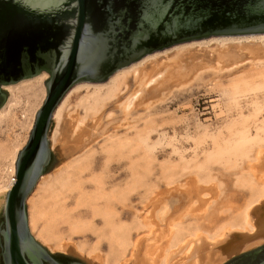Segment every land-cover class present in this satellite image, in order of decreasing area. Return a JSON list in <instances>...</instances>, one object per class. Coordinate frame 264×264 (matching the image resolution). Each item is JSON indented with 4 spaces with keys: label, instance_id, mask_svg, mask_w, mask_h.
<instances>
[{
    "label": "rangeland",
    "instance_id": "1",
    "mask_svg": "<svg viewBox=\"0 0 264 264\" xmlns=\"http://www.w3.org/2000/svg\"><path fill=\"white\" fill-rule=\"evenodd\" d=\"M141 65L160 75L124 108L137 86L132 69ZM48 77L42 71L3 85L0 190L27 143ZM48 140L51 160L26 198V214L30 234L54 259L122 264L155 223L169 249L199 233L212 243L228 229L242 231L246 211L264 197V32L172 44L103 82L76 83L53 113ZM255 165L263 167L252 175ZM65 243L66 252L59 249ZM214 250L208 245L212 254L198 264L214 263Z\"/></svg>",
    "mask_w": 264,
    "mask_h": 264
},
{
    "label": "water",
    "instance_id": "2",
    "mask_svg": "<svg viewBox=\"0 0 264 264\" xmlns=\"http://www.w3.org/2000/svg\"><path fill=\"white\" fill-rule=\"evenodd\" d=\"M3 3L29 14L27 25L36 24L44 42L54 41L41 55L49 74L43 81L46 97L18 154L16 180L6 192L0 214V260L1 264H60L30 234L26 198L51 160L48 131L65 93L79 82H103L116 69L172 44L262 33L264 0H0ZM5 57L0 81L14 68ZM38 73H25L7 84ZM2 93L0 107L7 96L5 90ZM248 254L257 261L264 248ZM245 255L227 264H243Z\"/></svg>",
    "mask_w": 264,
    "mask_h": 264
},
{
    "label": "bare ground",
    "instance_id": "3",
    "mask_svg": "<svg viewBox=\"0 0 264 264\" xmlns=\"http://www.w3.org/2000/svg\"><path fill=\"white\" fill-rule=\"evenodd\" d=\"M132 62H134V61H132ZM155 63H156V61H155ZM151 64L154 65L153 63H151ZM127 65H125V66H127ZM158 65L159 64H157L156 66H158ZM118 69H120V68H118ZM118 69H116V70H118ZM150 69L152 71L154 69V66L146 67L145 65H141L137 69H132V75L134 76L135 83H137V86H136V88L134 87L135 89L133 90L130 99H128L125 102V105H124L125 107L123 106L124 108L130 107V104H132L136 99H138L141 95H143L142 93L144 90L150 89V86L156 81V77H158L160 75L159 72H154L152 74L150 72ZM166 74H168L170 76V75H173L174 72L169 73L168 71H166L165 75ZM124 79H125V77H123V80ZM8 84H10V83H8ZM77 122L78 121H74L72 123L74 126L73 128L76 127ZM258 154L260 155V153H258ZM17 157H18V155H17ZM260 159L261 158L258 157L257 161H259ZM16 160H17V158H16ZM256 164H258V162ZM259 164H261V163H259ZM259 167H263V166H261V165L256 166L255 165V169L253 171L254 174L252 173V175L258 174L256 171L260 170ZM253 168H254V166H253ZM261 173L264 174V171ZM12 176H15V180H16V162H15V167L10 174V183H8L3 189L0 190V202L4 198H6L5 197L6 192L8 190H10L11 187L13 186V184L15 183V181L12 182V178H11ZM259 176L262 177L263 175L259 174ZM262 181L264 183V177H262V180H260L261 183H262ZM201 200H203V199H201ZM200 202H202V201H200ZM259 202L260 203L264 202V197H263V199H260ZM259 202L257 203L258 205L254 204V206L256 205V207L252 206L245 213V221L249 225V227H245L242 231L233 230L235 232H232L231 230L228 229V232L226 234H222V235H224V236H222V238L216 239V241L214 240V241H212V243L206 242V240H207L206 236L199 233V234H196L195 237L187 238V240L185 239V241L183 243L179 244L177 247H175L173 249L172 248L169 249L168 245H167L168 242H165V243L160 242L164 235L161 233V230L159 229V225H156V223L154 221H152L153 223H155V226L151 229L149 228V231L145 234L143 233V236L140 235L141 236L140 239L137 238L138 240L135 239L136 241H133L134 244H133L132 250L130 251V256L128 258H126L125 261L123 260L124 262L122 264H188V262H190V261L192 262V264H198L200 262L199 257L201 255L203 257V256H207L208 253H211V252H209L211 250H209L208 253L206 252V248L208 245H210L211 249L212 248H213V250L215 249L214 250L215 252L213 251V253L216 254L215 257L217 259L214 263L218 264L219 261H222L226 258L228 259V257L233 256L236 253H239L241 251H245L247 249L254 248L258 245H261L264 243V208L262 209V206L259 205L260 204ZM261 209H262V211H261ZM255 212L260 213L259 217H257V218L255 217L256 219H254V213ZM190 214H192V213H190ZM163 217H160V220H164ZM143 224H144V222H143ZM169 228H171V227H169ZM167 229H168V227H167ZM171 230H173V229H171ZM168 233L169 232H166V234H168ZM66 244L67 243L60 245L59 249H61V251L63 250L66 252L68 250L67 246H65ZM95 256H97V255H95ZM208 258H209V255H208ZM99 259H98V256L94 258V260H97V261ZM211 259H213V258L211 257ZM198 260H199V262H198ZM202 263L204 264V263H206V261L205 262L203 261ZM209 263H210V261H209ZM211 263L214 264L213 262H211ZM97 264H101V261H100V263L98 262Z\"/></svg>",
    "mask_w": 264,
    "mask_h": 264
},
{
    "label": "flooded vegetation",
    "instance_id": "4",
    "mask_svg": "<svg viewBox=\"0 0 264 264\" xmlns=\"http://www.w3.org/2000/svg\"><path fill=\"white\" fill-rule=\"evenodd\" d=\"M30 20L31 16L19 8L7 3L0 4V65L5 56V60H11L14 65V68L6 74V80L0 81L1 94H3V84H7V81L14 77L25 73L31 74L34 71L39 73L46 71L42 66L41 55L49 51L54 40L47 38L44 42L39 36L40 32L36 24L27 25ZM55 260L60 264H71L56 258ZM241 260L243 264H260L264 261V256L254 261L252 255L247 254Z\"/></svg>",
    "mask_w": 264,
    "mask_h": 264
},
{
    "label": "built area",
    "instance_id": "5",
    "mask_svg": "<svg viewBox=\"0 0 264 264\" xmlns=\"http://www.w3.org/2000/svg\"><path fill=\"white\" fill-rule=\"evenodd\" d=\"M11 178H12V182H14L15 181V176H12Z\"/></svg>",
    "mask_w": 264,
    "mask_h": 264
}]
</instances>
